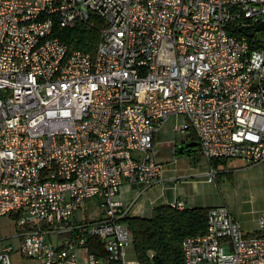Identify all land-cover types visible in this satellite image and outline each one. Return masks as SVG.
<instances>
[{
    "label": "built area",
    "instance_id": "built-area-1",
    "mask_svg": "<svg viewBox=\"0 0 264 264\" xmlns=\"http://www.w3.org/2000/svg\"><path fill=\"white\" fill-rule=\"evenodd\" d=\"M263 16L264 0H0V216L22 229L0 264H141L119 195L162 179L171 118L209 181L213 159L264 164ZM97 19L94 54L57 34ZM207 216L183 264H264V210L252 234L225 203Z\"/></svg>",
    "mask_w": 264,
    "mask_h": 264
},
{
    "label": "crops",
    "instance_id": "crops-1",
    "mask_svg": "<svg viewBox=\"0 0 264 264\" xmlns=\"http://www.w3.org/2000/svg\"><path fill=\"white\" fill-rule=\"evenodd\" d=\"M177 120L181 119L171 118L156 135L157 159L164 165L162 179L148 189H144L139 184L125 183L123 185L119 198L129 208V216L151 218L156 206L171 205L176 201H183L185 208H210L220 205L222 200H214V192L218 194L219 181L221 174L224 173L232 174L234 171H241L242 177H258L264 187V164H249L242 159H231L237 160L234 161L236 163L233 166H230V160L219 163L217 179L209 181L207 173L210 165L202 156L201 150H198L199 147L192 146L198 141L191 131H188L186 135L193 140L192 143L184 145L183 142L182 146L161 136L162 134L167 135L172 128L175 131L174 125ZM182 154H188L191 158L182 156ZM260 214L254 218V225L234 215L243 229L252 234L257 231Z\"/></svg>",
    "mask_w": 264,
    "mask_h": 264
},
{
    "label": "trees",
    "instance_id": "trees-1",
    "mask_svg": "<svg viewBox=\"0 0 264 264\" xmlns=\"http://www.w3.org/2000/svg\"><path fill=\"white\" fill-rule=\"evenodd\" d=\"M102 27L103 21L97 19L96 25L79 23L74 29H60L57 34L68 42L73 50L81 49L94 54ZM192 146H198L200 150L199 143ZM226 161L213 159L212 164L217 168L219 163ZM208 209L190 207L180 210L164 204L154 208L151 218L128 215L124 222L132 231V245L140 263L183 264L182 242L188 236L202 235L206 232ZM149 252L154 253L152 259Z\"/></svg>",
    "mask_w": 264,
    "mask_h": 264
},
{
    "label": "rangeland",
    "instance_id": "rangeland-1",
    "mask_svg": "<svg viewBox=\"0 0 264 264\" xmlns=\"http://www.w3.org/2000/svg\"><path fill=\"white\" fill-rule=\"evenodd\" d=\"M264 19V16H263ZM258 35L264 39V32L258 33ZM181 132H175L172 130L167 134H162L163 138L167 140L176 142L178 146L192 143V139L186 134ZM185 140V141H184ZM187 158H191L188 154H182ZM237 160H230V166H233ZM241 171H234L232 174H221V179L219 181V192H214V200H222L221 204H227L232 212L240 220H247L248 223L254 225V218L256 215L260 214L264 210V187L262 186L260 179L258 177H242ZM234 173V175H233ZM231 176V178L229 177ZM221 190V191H220ZM95 202V201H94ZM96 203V204H95ZM91 203V208L88 209L89 217L92 219L99 218L101 216V209L98 207L97 201ZM85 215L83 210L79 211V216ZM16 218L13 215L7 214L0 216V247L8 244L14 245L16 248L19 247V238H10L14 234L21 232V227L17 226ZM126 261H139L137 253L133 245L129 246L127 249Z\"/></svg>",
    "mask_w": 264,
    "mask_h": 264
},
{
    "label": "water",
    "instance_id": "water-1",
    "mask_svg": "<svg viewBox=\"0 0 264 264\" xmlns=\"http://www.w3.org/2000/svg\"><path fill=\"white\" fill-rule=\"evenodd\" d=\"M256 30H264V21L257 25Z\"/></svg>",
    "mask_w": 264,
    "mask_h": 264
}]
</instances>
